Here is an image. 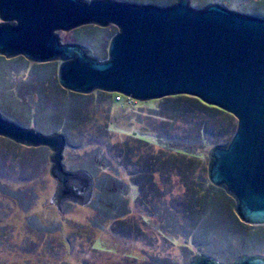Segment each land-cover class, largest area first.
<instances>
[{"label":"rangeland","instance_id":"374dc122","mask_svg":"<svg viewBox=\"0 0 264 264\" xmlns=\"http://www.w3.org/2000/svg\"><path fill=\"white\" fill-rule=\"evenodd\" d=\"M114 1L161 5L159 0ZM163 1L169 6L177 0ZM207 1L229 10V0ZM249 1L241 5L249 6ZM207 5L190 0L195 9ZM106 29L116 33L114 27ZM76 30L57 32L59 41L72 44ZM23 65L17 61L1 75L9 82L0 87L8 108L0 105L1 117L22 128L51 131L43 111L53 110L54 129L64 130L57 133L65 139L66 169L84 170L101 185L108 176L106 180L114 179L111 189L122 186L126 193L110 192L112 200L125 196L121 217L103 218L90 204L65 203L58 211L49 203L56 187L48 172L49 151L30 152L0 138V264H186L196 249L230 260L251 249L264 251V228L245 229L233 200L219 190H205V148L199 156L186 152L198 150L202 140L226 144L236 128L231 115L188 96L147 102L102 92L72 96L57 83V62ZM68 101L73 102L70 109L65 108ZM33 103L42 106L34 126L14 112L24 109L32 118L41 111ZM200 184L203 189L198 191ZM215 218L221 226L218 233L211 230ZM200 225L193 245L184 231L196 234Z\"/></svg>","mask_w":264,"mask_h":264},{"label":"water","instance_id":"95a60500","mask_svg":"<svg viewBox=\"0 0 264 264\" xmlns=\"http://www.w3.org/2000/svg\"><path fill=\"white\" fill-rule=\"evenodd\" d=\"M116 28L106 58L62 44L57 32L83 26ZM0 57L33 64L57 62L61 89L79 95L119 94L137 102L174 96L198 99L236 120L229 141L208 153L207 179L234 201L241 223L264 226V18L217 4L201 9L190 0L160 7L114 0H0ZM0 138L49 151L50 199L89 205L92 176L68 171L65 139L22 128L0 115ZM186 264H220L202 254ZM229 264H264L261 255L240 256Z\"/></svg>","mask_w":264,"mask_h":264},{"label":"trees","instance_id":"16d2710c","mask_svg":"<svg viewBox=\"0 0 264 264\" xmlns=\"http://www.w3.org/2000/svg\"><path fill=\"white\" fill-rule=\"evenodd\" d=\"M205 1L207 2V4H211V2H208L207 0H205ZM142 2H144V3H146V2L153 3L152 0H150V1L149 0H145V1H142ZM158 2H161L160 4L164 5V6L168 4L167 1H163V0H159ZM241 2H242V0H229V10L236 11V12H244V13H247L249 15H256L258 17L264 18V3H261V2L258 3V2H254V1L250 2L249 1V6H243V5H241ZM154 3L158 4L156 1H154ZM197 4L198 3H196V2L193 3L194 6H199ZM76 33H77V36L71 42L72 44H76V45H79V46H81V47H83L85 49H88L90 51L91 55L93 57L99 59V60H104L106 58L105 57V54H106L105 48H107V45H108V42H109L110 38L115 34L114 32H113V34H109V33H107V29L106 28H99V27H95V26L89 25V26H83V27L78 28L76 30ZM0 61H1L0 62V87L1 86L8 87V85H9L8 80L3 78L1 75L2 74L4 75L5 73H7L8 70H10L11 68H14L13 64H15L17 61H20L22 63V65L24 64V65H28V66H33V64H27L26 60H24L23 58L21 59V57H17V58L10 59V60H6L5 59V61L0 59ZM40 76H41V74H40ZM96 94H98V93H95V95ZM77 95H79V94H74L72 96H77ZM105 96L108 97L109 95L106 94ZM3 100H4L3 98H0V105H2L4 108L8 109L6 107V105L3 104V102H2ZM4 101H5V103H7L6 100H4ZM33 105L39 106L41 111L40 112H35V114L32 115V118H31L30 114L24 109H17L16 111H14V110L13 111L18 113V114H21V115H24L25 117H27L29 123H31L34 126V121L33 120H34L36 114H39V113L41 114L42 113V106H41V104H37V103H33ZM66 105L68 107H65V108L70 109V106H73V102L72 101H68ZM50 112H51V115L53 116V114H54L53 110L44 109V111H43V113H45V115L48 116L47 117L48 119H46V122H47V125L50 124V127H52L51 131H49V130L45 131V130H42V129H36V131H38L40 133L42 131L43 132L42 134H45V135L56 133L57 131H59V132L64 131V130H62L60 128H55L54 129V125L53 124L55 123L54 122L55 120L51 117ZM214 146H217V145H214V144L209 143V142L204 143V141L202 140L198 150H195V151L193 150V151H189L188 152V150L186 149V152L189 153V154H191V153L194 154L195 153V154H197L199 156L200 151H201L202 148H205V154H207L208 151ZM28 150L30 152H32V151H45L47 149L41 147V148H36V149L29 148ZM196 151H198V152H196ZM82 168L87 170L88 167L84 166ZM95 170H96V167H95ZM72 171H74V170H72ZM92 178H93V181H94V194H93L92 201L90 202V205H92V207L103 218L111 219V218H114V217H117V216L121 217L122 213H123V208L121 206V201L124 200L125 196H123V198H119L118 197V199L112 200L113 197H114V195L112 196V194L113 193H116V194L119 193V194H124L125 195L126 192L123 190L122 186H120L121 188L119 187L118 189L116 187H114V189H111L112 182H114V179L110 178V180L109 179L106 180L108 178V176L107 177L105 176V179H104V182H103L102 185L98 184V181L96 179H94V177H92ZM109 182H110V184H108ZM204 187H205V190H207L209 188L213 189V190L216 189V190H219V191L223 192L224 195H226V193H225V191L223 189L216 188V187L212 186L209 183V181L205 182V186ZM96 188L99 190L98 192H95ZM202 189H203V185L200 184L198 191H201ZM226 197L228 198V200H232V199H230V197L228 195H226ZM202 198H204V197H200V199H202ZM205 201H207V200H205ZM174 220H173V227L176 228L175 226H177V224H175L176 220L175 221ZM213 223H214V225H212L211 230H213V233H218L221 230V226L219 224V221H217V219L215 218ZM244 227L247 230H256V229H259L260 227L264 228V226H248V225H245V224H244ZM199 229H202L201 225L196 230V234H195V231H193V230H191L189 228L184 231L185 233H187L186 234V238L188 237V234L192 237V241L191 242H192L193 245L198 240L197 238L200 237V236H197L198 232H199ZM248 251L250 253L248 252V255H246V256L256 255L255 253L258 252V250H253V249L248 250ZM189 252H191V251H189ZM196 253L197 254H201V253L197 252V249H196V252H192L193 255L196 254ZM258 253H260L261 256L264 255V251H260ZM202 255L210 257V258L216 260L220 264H229L230 262L234 261V260H230V258H228V257L227 258L220 257V256L213 257V256H211L209 254H205V253L202 254ZM257 255H259V254H257ZM243 256H245V255H243Z\"/></svg>","mask_w":264,"mask_h":264},{"label":"flooded vegetation","instance_id":"af4514ba","mask_svg":"<svg viewBox=\"0 0 264 264\" xmlns=\"http://www.w3.org/2000/svg\"><path fill=\"white\" fill-rule=\"evenodd\" d=\"M255 2V0H253Z\"/></svg>","mask_w":264,"mask_h":264}]
</instances>
